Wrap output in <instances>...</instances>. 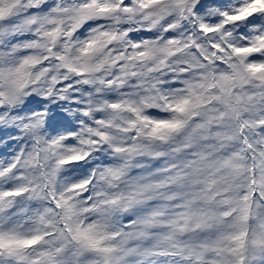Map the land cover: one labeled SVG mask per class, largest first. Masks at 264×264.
<instances>
[{
    "label": "snow or ice",
    "instance_id": "1",
    "mask_svg": "<svg viewBox=\"0 0 264 264\" xmlns=\"http://www.w3.org/2000/svg\"><path fill=\"white\" fill-rule=\"evenodd\" d=\"M201 13L211 21L204 22L201 17L199 31L214 36L205 42L207 50L194 34L181 31L184 21L193 20ZM66 17L97 22L101 34L92 39L91 47L84 49L86 59L104 45L123 41L122 48L113 49L111 57H106L109 63L118 66L120 75L112 79V73H106L102 85L122 86L130 77L147 80L152 73L165 69L179 78L189 71H200L199 61L223 62L225 51L235 53L241 60L250 54L264 53V25L260 24L264 18V0H48L47 3L45 0H0V47L10 40H21L24 45L32 46L43 36L55 41L61 33L51 25ZM168 17L173 19L160 22ZM101 21L110 23L105 25ZM125 23L130 27L122 33L121 25ZM164 41L167 47L159 48ZM18 47L12 44L10 50L0 52V64L6 63ZM209 52L213 54L211 57ZM157 57L168 59L160 61ZM24 63H35V57H26ZM261 67L258 63L231 65L230 71L219 75L201 72L193 81H181L187 84L186 94L178 95L170 105L177 115L170 120L154 121L150 130L152 137L165 139L162 133L182 130L208 105L224 107L214 119H230L237 111L247 109L253 115L239 131L246 165L251 162V167L246 166L243 172L247 178L244 186L238 188L232 180L236 171L234 160L238 157L216 162L207 171L202 167L203 153L193 150L198 128L173 149L174 155L155 152L150 145L135 149L150 161L160 162L151 169L154 182L141 185L142 190L154 191L165 186L181 189L166 194L165 198L173 201L169 215L186 238L174 240L172 246L157 255L175 256L183 251L188 253L187 259L192 264H256L264 257V223L252 225L264 216V154L257 152L264 141V118L255 115L264 114V84L258 83L256 87L260 90L249 93L246 78L247 73L264 80V76L258 75ZM103 68V61L94 66L95 70ZM138 68L142 70L137 71ZM25 75L23 65L0 67V81L18 82ZM211 111L215 113L216 109ZM182 153H188V158H182ZM36 163L39 166V161ZM18 166L15 157L5 158L0 164V264H80L85 252L113 251L107 243L113 235L97 226L77 228L66 238L54 219L51 201L44 205L32 203L44 199V195L17 173ZM139 166L147 168L149 163ZM217 168L232 172L220 175ZM127 227L133 231L122 236L142 238V233L136 231L138 221L129 218ZM69 241L76 245L71 255H67ZM88 264H98V261L90 260Z\"/></svg>",
    "mask_w": 264,
    "mask_h": 264
},
{
    "label": "clouds",
    "instance_id": "2",
    "mask_svg": "<svg viewBox=\"0 0 264 264\" xmlns=\"http://www.w3.org/2000/svg\"><path fill=\"white\" fill-rule=\"evenodd\" d=\"M201 17L204 22L211 21L201 13L193 20L184 21L181 31L194 34L207 50L205 42L214 36L199 31ZM164 19L171 21L173 18H162L160 22ZM100 23L107 25L110 21ZM260 24L264 25V18ZM51 26L60 29L61 34L55 41L43 36L32 46L24 45L21 40H10L0 47V52H4L10 50L12 44H18L15 53L0 67L23 65L26 73L18 82L0 81V164L5 158L15 157L19 161L17 173L44 195V199L32 203L44 205L51 201L54 219L66 238L77 228L89 226H97L113 235L107 241L113 251L85 252L80 264H88L90 260L98 264H192L187 259L188 253L183 251L175 256L156 254L172 246L174 240L186 238L169 215L173 211V201L165 198L166 194L181 189L165 186L154 191L142 190L141 185L154 182L151 169L158 167L160 162L150 161L135 149L150 145L153 151L171 156L173 149L198 128L193 150L203 153L202 167L207 171L216 162L238 157L234 160L236 171L232 180L238 188L244 186L247 178L243 172L246 166L251 167V162L246 165L239 131L253 115L247 109L237 111L230 119H214L224 107L208 105L182 130L162 133L165 139L152 137L150 130L154 121L170 120L177 115L170 105L178 95L186 94L187 84L181 81H193L201 72L219 75L230 71L231 65L256 63L262 65L258 75L264 76V53L250 54L241 60L235 53L225 51L223 62L199 61L200 71H189L179 78L165 69L152 73L147 80L130 77L122 86H109L101 84L106 73L111 72V78L116 79L120 72L106 57H111L113 49L122 48L123 41L104 45L86 59L84 49L91 47L92 39L101 34L96 21L66 17ZM127 27L130 26L126 23L121 25L122 33ZM137 35L142 36L141 33ZM124 39H128L127 35ZM165 47L167 41L159 45V48ZM208 55L213 54L209 52ZM29 56L35 57V63H24ZM167 59L157 57L160 61ZM101 61L104 62L103 70H95L94 66ZM171 62L176 63L175 60ZM144 71L147 75L146 69ZM246 78L249 93L260 90L256 87L258 83L264 84V80L247 73ZM181 89L185 91H178ZM212 108L216 109L215 113ZM255 115L264 118L262 113ZM257 152L264 154V141ZM180 155L188 158V153ZM145 162L149 167L139 166ZM215 170L220 175L232 172L231 169ZM257 175L261 173L258 171ZM129 218L139 222L136 231L142 233V238L121 235L133 231L127 227ZM149 219L152 222L146 223ZM262 223L264 216L252 225ZM75 247L69 241L67 255H71ZM256 264H264V257Z\"/></svg>",
    "mask_w": 264,
    "mask_h": 264
}]
</instances>
